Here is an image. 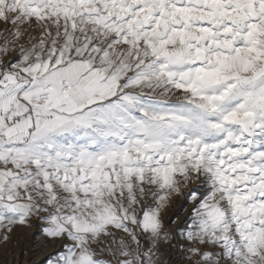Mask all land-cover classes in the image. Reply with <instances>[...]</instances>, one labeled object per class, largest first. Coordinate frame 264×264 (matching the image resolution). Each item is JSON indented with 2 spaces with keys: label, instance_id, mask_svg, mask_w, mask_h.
I'll use <instances>...</instances> for the list:
<instances>
[{
  "label": "snow or ice",
  "instance_id": "1",
  "mask_svg": "<svg viewBox=\"0 0 264 264\" xmlns=\"http://www.w3.org/2000/svg\"><path fill=\"white\" fill-rule=\"evenodd\" d=\"M49 248L264 264V0H0V264Z\"/></svg>",
  "mask_w": 264,
  "mask_h": 264
},
{
  "label": "rangeland",
  "instance_id": "2",
  "mask_svg": "<svg viewBox=\"0 0 264 264\" xmlns=\"http://www.w3.org/2000/svg\"><path fill=\"white\" fill-rule=\"evenodd\" d=\"M180 204H181V201L178 199V200L176 201V207L173 208V209H171L170 211H177V210L179 209ZM51 250H52V249L49 248V249H47V250L44 251V252H39V251H38V255L35 257V261L37 262V264H40V262L43 261L44 257L47 255V252H49V251H51ZM8 259L11 260L12 258L9 257Z\"/></svg>",
  "mask_w": 264,
  "mask_h": 264
}]
</instances>
